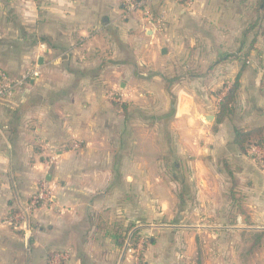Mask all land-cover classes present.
Returning a JSON list of instances; mask_svg holds the SVG:
<instances>
[{"label": "crops", "instance_id": "crops-1", "mask_svg": "<svg viewBox=\"0 0 264 264\" xmlns=\"http://www.w3.org/2000/svg\"><path fill=\"white\" fill-rule=\"evenodd\" d=\"M137 1L163 24L119 0H0V69L39 73L0 100V264L264 252V170L235 144L264 126V0ZM43 181L31 232L5 224Z\"/></svg>", "mask_w": 264, "mask_h": 264}, {"label": "built area", "instance_id": "built-area-1", "mask_svg": "<svg viewBox=\"0 0 264 264\" xmlns=\"http://www.w3.org/2000/svg\"><path fill=\"white\" fill-rule=\"evenodd\" d=\"M176 4L181 5L184 8H190L194 4L195 0H173ZM119 2L125 7L128 13L139 10L144 7L142 3L137 0H119ZM146 18L150 21H157L159 24H163V17L156 18L151 12L144 13ZM37 71L29 70L23 74L19 79L11 77L6 71L0 69V100L4 98L12 97L15 92L27 83L30 79L38 77ZM78 147V145H76ZM249 154L260 164L261 169L264 170V149L254 146L249 150ZM55 158L51 160L54 163ZM54 187L50 186L45 181L38 185L37 192L30 198L25 208L20 209L15 214L6 219L5 224L12 226L15 230L24 231L25 233L31 232L30 218L31 215L43 204L49 203L54 198ZM129 246V245H128ZM132 249H130V252ZM133 252H136L134 250ZM69 255L67 253L57 254L52 260L51 264H61L67 261Z\"/></svg>", "mask_w": 264, "mask_h": 264}, {"label": "trees", "instance_id": "trees-1", "mask_svg": "<svg viewBox=\"0 0 264 264\" xmlns=\"http://www.w3.org/2000/svg\"><path fill=\"white\" fill-rule=\"evenodd\" d=\"M239 78L231 85L225 93V96L221 98L219 105L218 122H222L226 117L234 113V105L236 102L237 92L239 90ZM223 91V90H222ZM219 95L221 94V92ZM235 144L239 146L242 152L248 153V151L254 147H260L264 149V126L248 131H236ZM263 238L264 234H258ZM140 236L138 232L134 233L131 237L132 247L136 248L139 242ZM260 242H258L259 244ZM123 244V243H121Z\"/></svg>", "mask_w": 264, "mask_h": 264}, {"label": "rangeland", "instance_id": "rangeland-1", "mask_svg": "<svg viewBox=\"0 0 264 264\" xmlns=\"http://www.w3.org/2000/svg\"><path fill=\"white\" fill-rule=\"evenodd\" d=\"M139 11H143V13H146V12H151L150 10H147L146 7H141L139 9ZM152 13V12H151ZM11 77H13V75H11L10 73H8ZM15 78V77H14ZM258 163V162H257ZM259 167L261 168L260 164L258 163ZM236 246L237 250L236 251V254H240L241 252H243V254H245V256L241 257V264H264V252L262 251H258L257 253L254 252V251H251V249H249V251L247 253L244 252V250L242 249V251H240V242H236V244H233V247ZM250 247V246H249ZM263 248H264V243H263ZM262 248V249H263ZM236 259V257H235ZM230 261H233L234 259L233 258H230L229 259ZM236 261H238L239 263V260L238 258L236 259ZM140 262V261H139Z\"/></svg>", "mask_w": 264, "mask_h": 264}, {"label": "water", "instance_id": "water-1", "mask_svg": "<svg viewBox=\"0 0 264 264\" xmlns=\"http://www.w3.org/2000/svg\"><path fill=\"white\" fill-rule=\"evenodd\" d=\"M212 118H213V117H208V119H207V120H208V121H210Z\"/></svg>", "mask_w": 264, "mask_h": 264}]
</instances>
